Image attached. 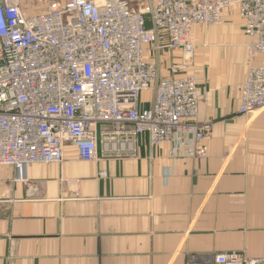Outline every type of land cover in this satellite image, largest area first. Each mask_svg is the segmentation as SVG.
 <instances>
[{"label": "crops", "instance_id": "0c3cea01", "mask_svg": "<svg viewBox=\"0 0 264 264\" xmlns=\"http://www.w3.org/2000/svg\"><path fill=\"white\" fill-rule=\"evenodd\" d=\"M191 41L206 157L143 136L135 157L84 161L67 145L25 181L0 165V264H202L230 251L264 264V108L239 112L249 39L237 8ZM161 63L178 64L169 52Z\"/></svg>", "mask_w": 264, "mask_h": 264}, {"label": "built area", "instance_id": "2783aa9c", "mask_svg": "<svg viewBox=\"0 0 264 264\" xmlns=\"http://www.w3.org/2000/svg\"><path fill=\"white\" fill-rule=\"evenodd\" d=\"M236 7L248 37L239 112L264 108V0H52L24 13L0 0V165L26 180L32 164L59 163L72 146L84 161L134 157L143 136L206 157L211 124L199 122L197 78L186 74L197 24ZM182 53L164 74L161 54ZM181 73L182 75H175ZM230 251L202 264H257Z\"/></svg>", "mask_w": 264, "mask_h": 264}, {"label": "rangeland", "instance_id": "374dc122", "mask_svg": "<svg viewBox=\"0 0 264 264\" xmlns=\"http://www.w3.org/2000/svg\"><path fill=\"white\" fill-rule=\"evenodd\" d=\"M49 1H52V0H34V1H30V2L24 1L22 3V6L24 9H27V8L31 9L32 10L31 13H37V12L44 11L48 6ZM202 26L206 27L207 25H202ZM208 26H210V25H208ZM169 58L172 60L173 59L177 60L178 64H180V62L182 61V53L179 50H174V51L171 50V51H169ZM248 58H249V52H248ZM192 62H193V57H192ZM192 62L190 65L191 67H192Z\"/></svg>", "mask_w": 264, "mask_h": 264}, {"label": "bare ground", "instance_id": "6f19581e", "mask_svg": "<svg viewBox=\"0 0 264 264\" xmlns=\"http://www.w3.org/2000/svg\"><path fill=\"white\" fill-rule=\"evenodd\" d=\"M193 43V42H192ZM194 55V54H193ZM164 71V70H163ZM244 83V82H243ZM199 104V103H198ZM198 116V115H197ZM200 122V121H199ZM164 142H166V141H164ZM168 142V141H167ZM163 143V142H162ZM161 145V144H160ZM207 147V146H206ZM182 152H184L183 150H182ZM137 155V154H136ZM135 157V156H134Z\"/></svg>", "mask_w": 264, "mask_h": 264}]
</instances>
